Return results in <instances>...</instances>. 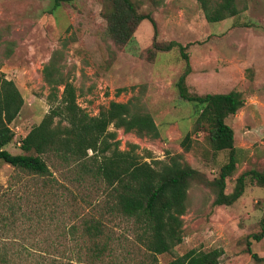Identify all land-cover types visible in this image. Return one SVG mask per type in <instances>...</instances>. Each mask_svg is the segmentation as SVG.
Listing matches in <instances>:
<instances>
[{
	"label": "rangeland",
	"instance_id": "374dc122",
	"mask_svg": "<svg viewBox=\"0 0 264 264\" xmlns=\"http://www.w3.org/2000/svg\"><path fill=\"white\" fill-rule=\"evenodd\" d=\"M133 2L138 13L154 20L156 36L152 23L144 19L133 37L119 46L106 32L101 0H75L52 11L53 0H0V77L14 81L24 99L19 115L9 124L13 140L4 148L26 153L19 147L21 138L50 109L42 67L60 49L61 70L75 85L78 104L90 115L111 100L129 99L152 114L159 137L139 138L117 129L119 149L135 144V153L147 161L182 152L194 168L209 178L216 176L226 151L210 152L202 133H191V147L183 152L181 141L193 129L196 106L182 100L175 88L184 67L179 49L152 59L153 41L174 40L188 44L190 91L238 90L246 95L244 106L226 119L241 152L225 191L232 190L244 170L264 171V0H245V11L219 22H207L196 0ZM148 154L150 158H145ZM47 162L52 173L41 176L0 161V247H25L36 256L51 245H73L58 241L57 235L73 224L79 228L77 216L97 215L103 206V183L88 176L75 181L68 163L59 157L51 156ZM213 198L211 188L191 182L182 241L171 252L156 255L153 264H165L191 249L213 248L222 250L219 264H264L252 257L253 253L264 257V237L252 238L261 230L264 187L247 179L242 196L233 204L214 205ZM111 215L107 225L119 258L115 263L149 264L144 249L134 242L132 220Z\"/></svg>",
	"mask_w": 264,
	"mask_h": 264
},
{
	"label": "trees",
	"instance_id": "16d2710c",
	"mask_svg": "<svg viewBox=\"0 0 264 264\" xmlns=\"http://www.w3.org/2000/svg\"><path fill=\"white\" fill-rule=\"evenodd\" d=\"M73 1L53 0L50 11L62 3ZM196 1L207 22H219L246 10L245 0ZM101 2L106 32L115 44H126L144 19L152 23L155 38L154 20L149 14L138 13L133 0ZM187 46L174 40L153 41L152 59L156 61L160 52L179 49L184 67L175 88L182 100L196 106L193 129L185 134L181 145L183 152H187L191 147V133H202L210 152L226 151L225 163L212 178L194 168L182 152L167 154L165 160L151 158L147 161L135 153L134 149L138 147L135 144H131V149H119L117 129L132 132L139 138L159 137L152 114L143 106H137L136 100L129 99L125 102L111 100L99 109L98 114L90 115L78 104L76 87L61 70L57 57L60 49L52 53L41 71L43 81L49 87L50 109L20 140V149L28 154H13L4 147L13 140L14 132L9 124L19 115L24 99L14 81L0 77V161L45 176L52 173L47 161L51 156L59 157L68 163L75 181L81 182L88 176L103 183L106 193L97 215L81 214L77 216L79 228L73 224L67 232L57 235L58 241H73V245H51L38 250L36 256L33 250L25 247H0V264H116L115 260L119 258L111 245L113 237L108 230L112 229L107 223L110 220L107 215L111 214L132 220L134 242L144 249L149 264H153L156 255L171 252L182 241V216L187 210L191 182L211 188L214 205L233 204L242 196L247 179L264 187V171L251 168L235 178L230 192L225 191L226 180L233 175L237 154L241 152L234 145V129L226 119L244 106L246 95L238 90L205 94L190 91L186 82L191 72ZM110 126L114 129L111 130ZM150 156L148 154L145 158ZM260 224V232L252 234L257 241L264 237V212ZM221 256L219 248L207 251L191 249L165 264H219ZM252 257L264 261V257L256 253Z\"/></svg>",
	"mask_w": 264,
	"mask_h": 264
}]
</instances>
